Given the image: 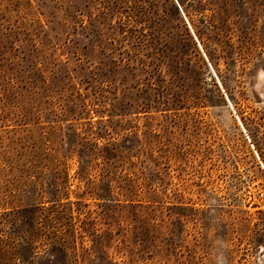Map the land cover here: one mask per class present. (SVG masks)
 <instances>
[{
  "label": "rangeland",
  "instance_id": "374dc122",
  "mask_svg": "<svg viewBox=\"0 0 264 264\" xmlns=\"http://www.w3.org/2000/svg\"><path fill=\"white\" fill-rule=\"evenodd\" d=\"M252 2L253 57L225 91L194 56L193 91L168 108L116 19L98 22L99 0H0V264H260L264 0ZM52 205L49 235L69 246L25 245L16 227Z\"/></svg>",
  "mask_w": 264,
  "mask_h": 264
},
{
  "label": "trees",
  "instance_id": "16d2710c",
  "mask_svg": "<svg viewBox=\"0 0 264 264\" xmlns=\"http://www.w3.org/2000/svg\"><path fill=\"white\" fill-rule=\"evenodd\" d=\"M252 1L99 0L101 14L97 20L101 23L103 20L116 19V25L109 22L108 27L113 33L118 32L125 40L131 41L133 54L129 59H136L146 72V83L153 94V99L169 108L182 105L186 102L185 97L193 91L188 87L185 65L191 64L194 56L200 60H207L216 78L214 84L225 91L227 80L231 79L230 74L238 73L237 66L253 57L255 38L253 26H250L254 19ZM191 13L199 16L198 20L204 28L196 27ZM241 13L248 21L244 29L240 20ZM93 21L94 19H91L90 23L94 26ZM99 30L101 32L102 29ZM206 30H209L210 34H207ZM237 30L246 32L236 35ZM204 35L209 42L216 44L213 51L207 50L204 46ZM118 40L113 38L112 41ZM197 43L203 44L204 56ZM221 63L224 64L223 69L217 66ZM151 104L147 102V107ZM60 184L61 182L56 181L58 187ZM57 209L56 205H52L48 208V214L43 210L40 214L36 213L29 221L27 220L31 227H24V224L23 227H16L15 234L24 231L25 245L29 247H34L37 240L50 239L52 247L60 245L66 249L69 243L61 239L62 236L57 230H53L57 237L50 236L48 226L45 225L47 222H44ZM10 213L12 214V211L4 212L7 216L3 219L11 221ZM7 241L8 239L1 238L0 252L5 255L11 251ZM14 257H17V253ZM14 257L8 258L7 261L12 262ZM19 258L24 257L21 255ZM79 261L80 256L77 255L76 263Z\"/></svg>",
  "mask_w": 264,
  "mask_h": 264
},
{
  "label": "clouds",
  "instance_id": "9594fccd",
  "mask_svg": "<svg viewBox=\"0 0 264 264\" xmlns=\"http://www.w3.org/2000/svg\"><path fill=\"white\" fill-rule=\"evenodd\" d=\"M260 76L264 78V72H261ZM261 257H264V252L261 253ZM261 257H258V259H260V264H264V259H261Z\"/></svg>",
  "mask_w": 264,
  "mask_h": 264
}]
</instances>
